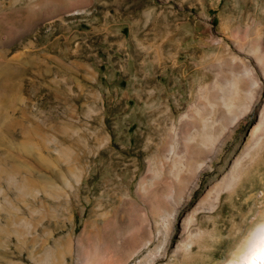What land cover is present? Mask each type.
Here are the masks:
<instances>
[{
  "label": "rangeland",
  "instance_id": "obj_1",
  "mask_svg": "<svg viewBox=\"0 0 264 264\" xmlns=\"http://www.w3.org/2000/svg\"><path fill=\"white\" fill-rule=\"evenodd\" d=\"M0 18V264L235 257L264 220V0H0ZM108 233L136 240L113 254Z\"/></svg>",
  "mask_w": 264,
  "mask_h": 264
},
{
  "label": "bare ground",
  "instance_id": "obj_2",
  "mask_svg": "<svg viewBox=\"0 0 264 264\" xmlns=\"http://www.w3.org/2000/svg\"><path fill=\"white\" fill-rule=\"evenodd\" d=\"M79 5V4H78ZM9 6V5H8ZM76 9V8H75ZM3 20V18H0V22ZM5 22V20H3ZM15 22V21H14ZM8 25V28L10 29L8 31L10 37L16 36V30L14 29V26L9 23V21L6 22ZM2 35V34H1ZM8 36V35H7ZM0 57H3V53H0ZM6 61V60H5ZM3 59L0 61V70L1 69H7V71L11 70L13 72L14 65L12 66L11 62H5ZM262 63V62H261ZM17 64V63H16ZM263 65V64H262ZM264 67V66H263ZM1 72V71H0ZM4 73V72H3ZM2 73V74H3ZM1 74V73H0ZM260 83V82H259ZM235 85V84H234ZM253 87L257 88L258 84L256 81L253 83ZM226 86V84H225ZM245 89V87H244ZM258 92V91H257ZM226 94V93H225ZM235 95V94H234ZM257 95V94H256ZM234 97V96H233ZM232 97V98H233ZM238 98V97H237ZM236 100V99H235ZM232 101V100H231ZM223 103V102H222ZM246 156V155H245ZM240 163V162H239ZM201 166V164L199 165ZM232 181V180H231ZM173 211V210H172ZM172 211H169L168 216H172ZM168 213V212H167ZM111 224V223H109ZM107 225V224H106ZM119 231V230H118ZM121 233V232H120ZM118 234V233H117ZM136 235V234H135ZM135 235H123L120 238V242H118L116 245L112 243V239L110 238L111 233H108V235L105 236V245H107L108 248H112L113 254H115V249L118 247H127L125 244L127 242H134L136 240ZM115 236V234H114ZM121 236V235H120ZM82 238L86 241L88 239L87 236H82ZM118 238V236H117ZM114 239V237H113ZM245 242L241 249L238 251L235 257L228 260L225 264H264V220H261V223H257L255 228L249 233L248 237L245 238ZM119 240V239H117ZM149 242V241H148ZM141 243V242H140ZM143 244V243H142ZM147 244L144 243V245ZM143 246V245H142ZM141 246V247H142ZM140 247V248H141ZM141 250V249H140ZM139 250V251H140ZM105 256L107 253H104ZM122 261V260H121ZM125 262V261H124ZM108 264V263H107Z\"/></svg>",
  "mask_w": 264,
  "mask_h": 264
}]
</instances>
